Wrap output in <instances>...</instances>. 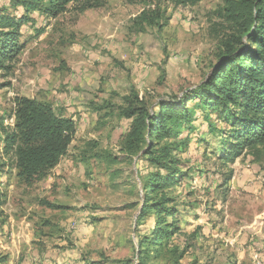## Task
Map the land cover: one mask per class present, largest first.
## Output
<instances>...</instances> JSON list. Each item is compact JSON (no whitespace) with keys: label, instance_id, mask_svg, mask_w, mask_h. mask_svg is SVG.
Returning <instances> with one entry per match:
<instances>
[{"label":"rangeland","instance_id":"374dc122","mask_svg":"<svg viewBox=\"0 0 264 264\" xmlns=\"http://www.w3.org/2000/svg\"><path fill=\"white\" fill-rule=\"evenodd\" d=\"M227 7V0H78L58 17L30 15L22 51L0 69V264H21L30 245L77 250L88 264H264V149L226 164L205 109L189 101L196 115L189 143L186 133L150 142V150L176 142L172 157L183 176L162 191L176 210L166 217L173 236L146 245L158 221L141 214L148 184L169 175L146 156L149 147L127 148L130 109L144 104L154 113L191 97L240 36ZM22 13L14 0H0V15ZM18 97L50 104L77 128L68 154L34 182L4 153ZM209 115L221 135L230 132ZM83 224L97 237L80 246L74 234Z\"/></svg>","mask_w":264,"mask_h":264},{"label":"trees","instance_id":"16d2710c","mask_svg":"<svg viewBox=\"0 0 264 264\" xmlns=\"http://www.w3.org/2000/svg\"><path fill=\"white\" fill-rule=\"evenodd\" d=\"M75 1L78 0H14L15 8L23 13L0 15V69H7L5 63L22 51L19 38L31 14L58 17ZM171 1L185 5L196 0ZM227 1L226 20L237 26L240 36L228 43L211 76L181 102H164L154 113L141 104L140 108L130 109L127 115L135 117L128 150L149 147L146 156L169 175H155L148 184L150 197L141 214H153L158 221L156 232L144 242L146 245H160L173 236L176 228L168 224L166 217L175 219L176 210L168 208L171 200L164 197L162 191L179 184L183 176L178 173L177 161L172 157V151L179 149L176 142L154 146L152 150L150 142L162 143L186 133L183 140L189 143L196 121L194 112L187 108L189 101L198 99L205 109L208 131L221 137L222 159L226 164L245 152L264 149V0ZM15 105V126L4 139V153L15 157L19 177L34 182L58 166L68 154L77 132L76 123L58 115L50 104L35 99L18 97ZM209 113L217 114L219 121L229 125L230 132L221 135L222 131L210 121L212 114Z\"/></svg>","mask_w":264,"mask_h":264},{"label":"crops","instance_id":"0c3cea01","mask_svg":"<svg viewBox=\"0 0 264 264\" xmlns=\"http://www.w3.org/2000/svg\"><path fill=\"white\" fill-rule=\"evenodd\" d=\"M87 225H82L80 228L75 231L74 237L77 239V243L80 246H84L86 244L91 243L93 238L97 234L94 233L92 229L85 228ZM78 247V246H77ZM79 248V247H78ZM30 253V254H29ZM21 256H18V262L21 264H88L89 262L83 260L80 252L76 251H67L58 254L54 250H50V248H44L39 246H31L26 248L25 250H21ZM92 264H106L105 262H96V260H91Z\"/></svg>","mask_w":264,"mask_h":264},{"label":"built area","instance_id":"2783aa9c","mask_svg":"<svg viewBox=\"0 0 264 264\" xmlns=\"http://www.w3.org/2000/svg\"><path fill=\"white\" fill-rule=\"evenodd\" d=\"M77 223H73L72 225H71V229H73V230H75L76 229V227H77Z\"/></svg>","mask_w":264,"mask_h":264}]
</instances>
